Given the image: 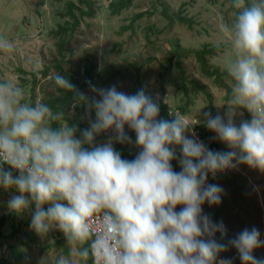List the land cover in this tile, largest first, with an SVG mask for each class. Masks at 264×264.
<instances>
[{
    "label": "clouds",
    "instance_id": "1",
    "mask_svg": "<svg viewBox=\"0 0 264 264\" xmlns=\"http://www.w3.org/2000/svg\"><path fill=\"white\" fill-rule=\"evenodd\" d=\"M232 5L238 10L234 22L220 26L229 46L231 96L219 107L226 108L223 116L199 113L227 151L210 150L183 116L161 118L159 103L143 89L128 94L89 82L98 99L89 98L58 73L55 84L85 107L89 127L81 131L64 121L63 112L27 102L21 86L3 79L0 188L18 193L8 209L29 212L30 227L42 238L61 232L84 264L90 254L95 264H232L220 255L230 248L242 264H264L253 255L264 247L257 228L226 239L223 221L203 211L205 203L219 205L224 194L220 185L208 183L210 174L215 178L241 165L264 174V0ZM13 50V42L0 37V51ZM241 109L250 119L237 123ZM126 126L138 149L131 160L113 146L133 144ZM110 131L107 142H95ZM57 264L74 262L61 256Z\"/></svg>",
    "mask_w": 264,
    "mask_h": 264
},
{
    "label": "rangeland",
    "instance_id": "2",
    "mask_svg": "<svg viewBox=\"0 0 264 264\" xmlns=\"http://www.w3.org/2000/svg\"><path fill=\"white\" fill-rule=\"evenodd\" d=\"M88 10L91 13L83 15L82 11ZM237 11L232 0H0V37L14 44L11 52L0 51V80L12 79L32 104L66 96L67 90L55 84L58 73L89 98L98 99L90 83L97 88L115 85L128 94L143 89L146 95L167 104L170 114L194 124L192 130L200 131L196 138L210 145V150L227 151L199 113L223 116L226 111L219 107L230 99L234 81L226 71L229 46L220 26L231 25ZM76 20L75 32L59 34L62 25ZM204 47L222 48L219 54L205 57L206 70L198 57ZM78 103L73 94L63 113L70 125L82 131L89 123L83 118L85 107ZM185 104L188 111L181 115L178 108ZM239 111L243 115L237 117V123L250 119L246 110ZM125 131L131 132L127 126ZM80 134L78 131L77 136ZM112 135L111 131L102 133L95 142L105 143ZM129 136L132 145H113L125 159L134 146V137ZM172 164L180 171L176 161ZM208 183L224 189L221 203H205L203 211L214 222L223 221L226 239L255 227L264 240V174L241 165L219 172L215 178L210 174ZM14 194H18L14 189L0 188V264H57L61 256L84 264L61 232L52 231L42 238L31 229L29 212H11L7 202ZM16 230L20 232L12 238ZM216 239L220 240L219 233ZM11 247L23 255L17 263ZM220 255L232 264H242L234 248ZM253 255L264 259V247Z\"/></svg>",
    "mask_w": 264,
    "mask_h": 264
},
{
    "label": "trees",
    "instance_id": "3",
    "mask_svg": "<svg viewBox=\"0 0 264 264\" xmlns=\"http://www.w3.org/2000/svg\"><path fill=\"white\" fill-rule=\"evenodd\" d=\"M73 9L74 8H70L69 12L74 18H76V15L74 14V10ZM82 13H83V15H87V14H89L91 12H90V10H88V11H82ZM180 20H181L182 23H186V21H187L186 19H183V18H180ZM78 25H79V21L78 20H76L75 22H71L70 24L62 25L60 27L59 34H65V33L71 32V31L75 32V30H76ZM220 52H222V48L207 49L206 47H204L202 49V52L198 55V57L200 58V62L203 64V67H204L205 70H206L205 57L214 56L216 54H219ZM212 73L213 72H211L209 74H212ZM214 76H215V73H214ZM73 94L74 93L67 91L66 96H60V97H57V98H54V99L46 100L47 101V105H49L52 109H54V111L63 112V110H65L64 107L67 105V102L70 101V98L72 97ZM154 100H156L159 103V106H160V117L164 118V119H167V120H172L173 116H171V115L169 116L170 112L167 111V104H164L163 102H160L157 99H154ZM187 107H188L187 104H185L184 106H180L178 108L179 111H180L179 113L181 115H184L185 113H187V111H188ZM64 121H69L68 118H66L65 113H64ZM130 134H131V136L134 137V142H135V133L131 131ZM208 147L211 149L210 145ZM213 150L216 151V148L213 147ZM137 151H138V149L134 145L133 149H132V152L130 153L129 156L126 157V159H129V160L133 159L135 157ZM4 167H6V170L12 171L7 165H4ZM17 174H18L17 172L13 171V175L14 176L17 175ZM19 232H20L19 230H16L11 235L12 238L14 236H16V234H18ZM62 239H65V237L62 236ZM10 249H11V252H12L13 259H15V261H16L15 263H17L23 257V255L18 249H16V247H11ZM86 264H94L93 263V257H92L91 254H90Z\"/></svg>",
    "mask_w": 264,
    "mask_h": 264
},
{
    "label": "built area",
    "instance_id": "4",
    "mask_svg": "<svg viewBox=\"0 0 264 264\" xmlns=\"http://www.w3.org/2000/svg\"><path fill=\"white\" fill-rule=\"evenodd\" d=\"M200 133V131L198 130L197 132H196V134H199ZM18 175V174H17ZM93 257V256H92ZM93 263L95 264V261H94V257H93Z\"/></svg>",
    "mask_w": 264,
    "mask_h": 264
}]
</instances>
